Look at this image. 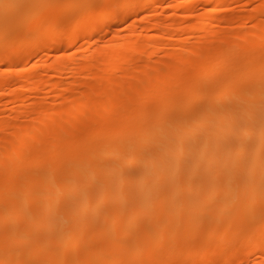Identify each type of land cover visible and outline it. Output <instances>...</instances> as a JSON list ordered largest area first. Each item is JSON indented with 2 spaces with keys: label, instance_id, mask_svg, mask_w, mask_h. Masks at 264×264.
<instances>
[{
  "label": "bare ground",
  "instance_id": "1",
  "mask_svg": "<svg viewBox=\"0 0 264 264\" xmlns=\"http://www.w3.org/2000/svg\"><path fill=\"white\" fill-rule=\"evenodd\" d=\"M20 1L0 4L1 65L37 55L35 42L55 52L63 37L90 42L81 65L69 55L44 71L16 68V83L8 71L10 90L7 72L0 80L11 105L0 126L27 121L0 133V264H247L264 254V21L247 31L235 26L240 13L205 8L199 24L154 17L101 45L97 35L143 0H98L108 16L94 14L97 0H72L95 12L79 6L71 24L55 0ZM257 6L264 13V0ZM166 27L170 39L194 30L202 41L146 64ZM47 70L52 88L65 86L61 103L34 100L25 111Z\"/></svg>",
  "mask_w": 264,
  "mask_h": 264
},
{
  "label": "rangeland",
  "instance_id": "2",
  "mask_svg": "<svg viewBox=\"0 0 264 264\" xmlns=\"http://www.w3.org/2000/svg\"><path fill=\"white\" fill-rule=\"evenodd\" d=\"M29 2H30V0H28ZM27 0H25V1H23L22 2V4L23 3H27L28 2ZM38 1V0H37ZM40 1V0H39ZM37 2V3H40V2ZM42 1V0H41ZM44 1V0H43ZM56 1V4H62L63 5V7L65 8V10L67 11V13H70V15L68 16V17H66L65 18V16L64 15H66L67 13L65 12V10H63L64 8H62V6H60L61 7V9L64 11V14H63V16L64 17H62L61 19L64 21V20H67V22L69 23V21L71 22L72 21V19H74L75 17H77L81 12H83V11H85L86 9L88 10V9H90V8H92V7H90V6H86L85 8V10H84V7H82V5H78L77 4V6H76V4H75V6L77 7H75V6H72L71 7V1L72 0H55ZM78 1V0H77ZM84 1H86V0H84ZM83 1V2H84ZM98 1V0H97ZM104 1V0H103ZM147 0H143L142 2H140V1H137L132 7V9H134V8H138L137 6H140V7H142L143 9L141 10V11H139V13H135L134 12V10H132V12H134V13H132V14H129V13H131V11L128 13V15H132V16H134V17H130V18H132V20L128 17L126 20H125V23H123V24H120V25H116V26H113V25H110V26H108V27H106V29L103 31V32H101V33H99L97 36H98V40L99 41H101V42H99L101 45H104V43H105V41L106 40H112V37H113V39H114V37L115 36H117V35H119V32H120V35H123L124 33H126V31L128 30V31H130V30H132V29H135V28H137V31L139 30V28H141V26H142V24L146 21V20H150L151 18L153 19L154 17V19H156V17H158V18H160V19H164L165 17H170L171 15H174L175 17H180V16H183V15H188V16H191V17H193V18H191V21H192V19H193V21H192V23H194L195 22V24L194 25H196V22H198V24L200 23V22H202L203 21V19H204V16H203V13H202V11H203V9H205L206 8V10H210L212 13H213V11L215 10L216 12H214L213 14H225V12L227 13V14H231V13H233L234 11L236 12H234L235 14H239L240 13V15H243V16H245L244 18L246 19V20H244L242 23H240V24H238V25H235V26H237L236 28H240V29H245V30H247V31H251L252 29L251 28H255V26H254V24H255V21H257L256 22V25H257V23L259 22V24L260 23H262L263 21H264V13H261V14H259L258 15V13H256L257 11H255V9H257V5L259 4V0H256V1H248V0H239V1H237L236 3L234 2L233 3V5H232V3H230L229 4V6H226V4H222V5H220L219 7V9H216V6L214 5H209V4H211V3H207V1L206 0H164L163 2H161V3H154V4H146L147 2H146ZM17 2L19 3H21V1L20 0H0V4H17ZM32 2V1H31ZM78 2H80V0L78 1ZM101 2V1H100ZM138 2L139 3H141V4H138ZM242 2H246L245 4L246 5H248V6H243L242 7V5H240ZM99 3V1L94 5V4H92V6L94 7V8H96L97 7V9H95V11H96V13H94V14H102V15H104V16H108L110 13V9L108 8V7H106L105 5V3L104 2H101L102 4H98ZM189 3L190 4H194L192 7L193 8H195L194 10L192 9V7H190L191 8V10H192V14H191V12H190V9H187V11H185L184 10V7H183V5H186V4H188V5H186V6H189ZM243 3V4H244ZM251 3V4H250ZM40 4H42V3H40ZM70 4V5H69ZM176 4V5H175ZM236 4H237V6H236ZM250 4V5H249ZM73 5V4H72ZM179 5V6H178ZM182 5V6H181ZM240 5V6H239ZM79 6L83 9V11H81L80 12V10H82V9H79ZM173 6H175V7H180L179 8V10L180 11H175V7H173ZM205 6V7H204ZM239 6V7H238ZM75 7V8H74ZM90 7V8H89ZM177 7V8H178ZM202 7H204V8H202ZM183 8V10H181ZM235 8V10H233ZM93 9V8H92ZM114 9V8H113ZM174 9V10H173ZM86 10V12L87 13H92L93 14V12H95L94 11V9H93V12H92V10H89V11H87ZM177 10V9H176ZM223 12H221V11ZM205 11V10H204ZM254 11H255V13H254ZM85 12V13H86ZM98 12V13H97ZM185 12V13H184ZM209 12V11H208ZM207 12V13H208ZM221 12V13H220ZM229 12H231V13H229ZM66 13V14H65ZM84 13V12H83ZM91 13L90 14H88V16H90L91 15ZM186 13H189V14H191V15H189V14H186ZM212 13H210L209 12V14H212ZM136 14H138V16L136 15ZM204 14H206V12L204 13ZM256 14V15H255ZM178 15V16H177ZM254 15V16H253ZM67 16V15H66ZM82 16V15H81ZM114 16H116V14L114 15ZM137 16V17H136ZM173 16V17H174ZM247 16L249 17V18H247ZM253 16V17H252ZM45 17V19L48 17L49 18V21H50V15L48 16V14L46 15L45 14V16L43 15V17L42 18H44ZM48 18H47V20H48ZM64 18V19H63ZM79 18V17H78ZM147 18V19H146ZM203 18V19H202ZM250 18H252V19H250ZM45 19H44V21H45ZM136 19V20H135ZM142 19H143V21H142ZM151 19V20H152ZM166 19V18H165ZM202 19V20H201ZM45 21V24L48 22V21ZM76 20H77V18H76ZM136 22H135V21ZM145 20V21H144ZM201 20V21H200ZM260 20V21H259ZM60 19H59V23H60ZM132 21H133V23L135 24H133L132 23ZM262 21V22H261ZM66 22V21H65ZM66 22V23H67ZM72 22H74V20L72 21ZM142 23V24H141ZM264 23V22H263ZM61 24H64V23H60L59 24V26L57 25V24H55V26H58V27H61L60 25ZM69 24H71V23H69ZM67 25V24H66ZM131 25H132V28H131ZM53 26V25H52ZM64 26V25H63ZM168 26V25H167ZM239 26V27H238ZM241 26V27H240ZM254 26V27H253ZM57 27V28H58ZM169 27H166L165 28V32L167 33L168 31H169V33L168 34H165L164 33V35H163V37H161L160 39H161V41L159 40V42H158V40H157V47H159V48H157V49H155L156 51L154 52V53H151V50H149V49H146L145 51H144V53H143V55H142V57H141V59H142V61H144L146 64L147 63H150L149 65H152V66H154L155 64H153V63H162V61L163 60H167V55H169V57L171 56V55H173V54H175V51H177L176 49H174L175 47L177 48V47H179L178 48V51L177 52H179L181 49H184V48H193L194 46H198L199 45V40H200V42L202 41L201 39H202V37H200V36H203V34L202 33H199L198 31H194V30H192L191 32H188V34L187 33H182L180 36H175V37H173V38H171L170 39V37L168 36L169 34H170V32H171V28L170 29H168ZM55 29V28H54ZM130 29V30H129ZM215 29H217V28H215V27H211V29L209 30L210 32H213ZM251 29V30H250ZM244 30V31H245ZM118 31V32H117ZM141 32V36H143V35H147V34H149V35H153L154 34V32L153 31H150L149 33L147 32V34H143V31H140ZM118 33V34H117ZM217 34H215V32H214V35L216 36H213V38L215 39V40H222L223 38H224V36L223 35H225L226 33L224 32H222V30H219V32L217 31L216 32ZM1 35V34H0ZM114 35V36H113ZM2 36V35H1ZM1 36H0V38H1ZM218 36V37H217ZM23 39V40H22ZM21 40L22 41H20V45L21 46H23L24 45V43L25 42H27V40H28V38H26V37H23ZM134 39V38H133ZM89 42H90V40H88L87 38H85V39H82V40H80L79 42H77V43H75L74 45H72V46H70L69 47V43H68V40L67 39H65L64 37L62 38V40L60 41V50H62V51H52V50H49L47 47H46V45L45 44H42V43H38V42H35V43H33V46H34V48L35 49H39L40 51L37 53V55H34L33 57H30L29 59H27V60H25V61H20V62H16V63H18V65L16 66V65H14L13 66V64L15 63V61L14 62H10V63H7V64H5V65H7V66H5V65H1L0 66V80H2V79H9V81L7 80V82H5V83H8V84H10V85H8V86H10V88L9 87H7L9 90L10 89H12L13 88V81H14V79H13V77L15 76V71L14 70H16V68H17V70H18V72L20 71L22 74L24 73L25 74V71H27L28 70V72H30V70L29 69H31V67L32 68H34L33 66H37L36 68H34L33 69V71H36V70H43L44 71V69L46 70L50 65H52L51 64V62H53V61H55V62H65V61H67V59L72 55V57H74L75 55V59L77 60H75V62L77 63L78 62V64L79 65H81V63H79V62H82V60L80 59V57H81V55H82V53L83 52H85L86 51V48H88V45H89ZM159 43H160V45H159ZM179 43H181V44H179ZM182 44H183V48H180V46L182 47ZM180 45V46H179ZM62 47H63V49H62ZM186 48V49H187ZM2 50H4L5 51V49H3L2 48ZM1 50V51H2ZM83 50H85V51H83ZM173 50V51H172ZM175 50V51H174ZM168 52H172V53H168ZM176 52V53H177ZM70 55V56H69ZM79 55H80V57H79ZM58 57L60 58V60L58 59ZM72 57H70V58H72ZM166 57V58H165ZM77 58H79V59H77ZM58 60V61H57ZM65 60V61H64ZM159 61H161V62H159ZM168 61V60H167ZM164 62V61H163ZM143 63V62H142ZM9 65H10V67H9ZM22 65V66H21ZM49 65V66H48ZM157 65V64H156ZM155 65V66H156ZM12 66H13V68H12ZM16 66V67H15ZM44 66H45V68H44ZM20 67H22V68H26V69H24V71H22L21 69H20ZM40 67V68H39ZM42 67V68H41ZM19 68V69H18ZM44 68V69H43ZM12 70V71H11ZM8 71L11 73L10 75H13V77H10V75H9V73H8ZM31 71H32V69H31ZM48 71V70H47ZM46 71V72H47ZM8 74H7V73ZM17 72V73H18ZM27 72V73H28ZM42 72V71H41ZM40 71H39V73L41 74V76H42V78L43 79H45V81L47 82V80H48V82L43 86L44 87V89H42L43 87H40L39 89H37V91L39 92V95L36 93V91L34 92V93H31L30 95H29V97L32 95L33 96V98H32V96L29 98L28 97V99H30L31 101H29V100H27V102H25L24 103V109H25V111H27L28 109H29V107H30V105H32V104H34V103H36L35 101H37V103H41V105L43 104V105H45V103H54L55 104V106L56 107H58L59 106V104L61 103L60 101H61V99L60 98H58V97H56L57 95H59L60 93H61V91H62V89H64L65 88V86H63V88H62V86H60L59 88H57V89H55V88H52L51 86H53V81H55L54 83H56V81L58 80L57 79V76L55 77L54 75H53V73H51L50 71H48V73H41ZM5 73H6V75H8V76H6L5 75ZM13 73V74H12ZM21 73H18L19 74V77H20V75L22 76V74ZM49 74V75H48ZM50 74H51V76H50ZM45 75V76H44ZM118 75V74H117ZM2 76H6L5 78L4 77H2ZM41 76L40 77H38V78H41ZM119 76V75H118ZM17 77V78H16ZM19 77H18V75L16 74V76L14 77L15 78V83L18 81V79H19ZM46 77V78H45ZM49 77H51V78H49ZM54 77V78H53ZM13 80H12V79ZM38 78H36L35 77V79H37L38 80ZM68 78H69V80H70V77H67V81H68ZM52 81V83H50V80ZM2 82V81H1ZM2 83H4V82H2ZM4 83V84H5ZM11 83H12V85H11ZM50 83V84H49ZM243 83H245V82H241V84H243ZM49 86H48V85ZM7 85V84H6ZM47 85V86H46ZM51 85V86H50ZM61 89V90H60ZM34 94V95H33ZM36 94V95H35ZM6 96V97H5ZM2 99H0L1 101V105H0V117L3 115V116H5V114H7L9 111L8 110H10V108H9V106L11 107V105H10V102H8L9 101V97H8V93H7V95H5ZM35 100V101H34ZM33 101V102H32ZM29 102H30V104H29ZM17 105H23L21 102H19V104H17ZM26 105V106H25ZM29 105V107H27ZM42 105V106H43ZM28 108V109H27ZM27 109V110H26ZM2 114V115H1ZM20 116H19V118H17L16 119V121L17 122H15V121H13L12 123L11 122H8V124H7V122H6V125H2V126H0V133L1 132H3L5 129H6V127L7 126H12L13 124L14 125H18L19 124V126L21 125V124H26L27 123V121L25 120V119H23V117H21L22 115L21 114H19ZM2 116V117H3ZM18 117V116H17ZM3 118H5V117H3ZM6 120V119H5ZM23 122H26V123H23ZM21 123V124H20ZM5 126V127H4ZM2 128V129H1ZM2 130V131H1ZM69 136V135H68ZM67 136V138H74V137H77V135L75 136V134H72L71 136H69L68 137ZM74 136V137H73ZM66 138V139H67ZM73 140V139H72ZM262 261V262H261ZM259 262H260V264L261 263H264V254H257V255H255L254 257H252V258H250V260L248 261V263L249 264H259ZM247 263V264H248ZM214 264H219V260H218V258H216V261L214 262Z\"/></svg>",
  "mask_w": 264,
  "mask_h": 264
}]
</instances>
